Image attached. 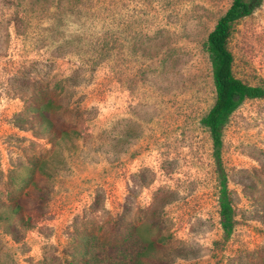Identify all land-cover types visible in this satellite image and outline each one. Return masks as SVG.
<instances>
[{
  "label": "rangeland",
  "instance_id": "rangeland-1",
  "mask_svg": "<svg viewBox=\"0 0 264 264\" xmlns=\"http://www.w3.org/2000/svg\"><path fill=\"white\" fill-rule=\"evenodd\" d=\"M39 1L0 0V264H79L78 242L131 228L163 239L146 264H264V99L223 130L228 238L200 125L215 99L206 40L233 0ZM228 49L234 76L264 89V0ZM40 89L61 94L52 121L70 142L29 112Z\"/></svg>",
  "mask_w": 264,
  "mask_h": 264
},
{
  "label": "trees",
  "instance_id": "trees-1",
  "mask_svg": "<svg viewBox=\"0 0 264 264\" xmlns=\"http://www.w3.org/2000/svg\"><path fill=\"white\" fill-rule=\"evenodd\" d=\"M262 1L233 0L206 40L215 99L212 107L201 118L200 125L207 130L212 144V158L219 184L220 226L227 238L232 234L234 224L233 208L228 196L227 176L222 164L223 130L231 115L244 101L264 99L263 88L250 86L234 76V60L228 49V43L232 26L254 13L261 6ZM39 2V0H35L36 4ZM45 2L42 4L43 6L46 5ZM54 95L53 90L40 89L32 97L29 112L39 121L41 127L49 133L51 132L50 139L57 140L56 142H66V140L70 142V136L78 132L68 131L63 127L58 128L52 121L57 119L54 115L58 111H61V114L67 112L63 100L61 104V94L53 98ZM46 165L44 159H35L30 163L34 173L43 177H48ZM6 208L11 214L20 213L23 209L17 202L10 203ZM162 241V237L157 241L143 239L139 236L136 228H131L123 239L116 242L107 241L104 235H95L78 242L79 264H146L145 261L149 256L160 250L159 245L162 244Z\"/></svg>",
  "mask_w": 264,
  "mask_h": 264
}]
</instances>
